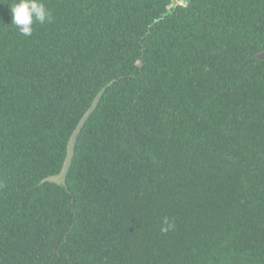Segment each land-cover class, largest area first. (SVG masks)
Returning a JSON list of instances; mask_svg holds the SVG:
<instances>
[{"label":"trees","instance_id":"obj_1","mask_svg":"<svg viewBox=\"0 0 264 264\" xmlns=\"http://www.w3.org/2000/svg\"><path fill=\"white\" fill-rule=\"evenodd\" d=\"M43 2L0 0V264H264V0Z\"/></svg>","mask_w":264,"mask_h":264},{"label":"clouds","instance_id":"obj_2","mask_svg":"<svg viewBox=\"0 0 264 264\" xmlns=\"http://www.w3.org/2000/svg\"><path fill=\"white\" fill-rule=\"evenodd\" d=\"M11 12V25H14L23 36H31L33 33V24H44L51 22V11L46 7L43 0H11L9 6ZM164 223L167 227L162 231H168L173 225L169 224L167 219Z\"/></svg>","mask_w":264,"mask_h":264},{"label":"water","instance_id":"obj_3","mask_svg":"<svg viewBox=\"0 0 264 264\" xmlns=\"http://www.w3.org/2000/svg\"><path fill=\"white\" fill-rule=\"evenodd\" d=\"M177 4H180V0H176L174 6H176ZM255 58L259 61H264V50L258 52L255 55ZM104 91V88H102L94 97V99L92 100V103L90 105V107L85 111V113L82 115V117L80 118V120L78 121L76 127L74 128V130L72 131L70 138L67 142V146H66V155H65V159L63 161L62 167L60 169V171L57 174L48 176L46 178H44L42 181L43 182H51L57 185H65V179L67 176V173L69 171L71 162H72V158L74 155V149H75V143L78 137V134L80 132V130L82 129L84 123L86 122V120L88 119V117L92 114L93 110L96 108V106L98 105L101 95Z\"/></svg>","mask_w":264,"mask_h":264},{"label":"rangeland","instance_id":"obj_4","mask_svg":"<svg viewBox=\"0 0 264 264\" xmlns=\"http://www.w3.org/2000/svg\"><path fill=\"white\" fill-rule=\"evenodd\" d=\"M174 1H176V0H174Z\"/></svg>","mask_w":264,"mask_h":264}]
</instances>
